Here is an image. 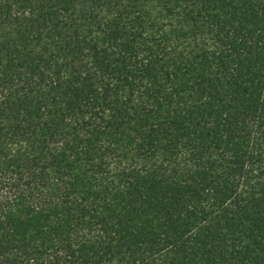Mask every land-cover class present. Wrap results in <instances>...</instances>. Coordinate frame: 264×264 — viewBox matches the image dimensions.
<instances>
[{"label": "trees", "instance_id": "1", "mask_svg": "<svg viewBox=\"0 0 264 264\" xmlns=\"http://www.w3.org/2000/svg\"><path fill=\"white\" fill-rule=\"evenodd\" d=\"M0 264H264V0H0Z\"/></svg>", "mask_w": 264, "mask_h": 264}]
</instances>
